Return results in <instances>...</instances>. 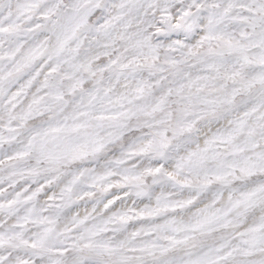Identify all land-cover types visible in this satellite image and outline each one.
Wrapping results in <instances>:
<instances>
[{
    "label": "snow or ice",
    "instance_id": "1",
    "mask_svg": "<svg viewBox=\"0 0 264 264\" xmlns=\"http://www.w3.org/2000/svg\"><path fill=\"white\" fill-rule=\"evenodd\" d=\"M0 264H264V0H0Z\"/></svg>",
    "mask_w": 264,
    "mask_h": 264
}]
</instances>
